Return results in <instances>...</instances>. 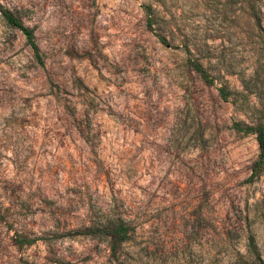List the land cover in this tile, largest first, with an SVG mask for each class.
Returning <instances> with one entry per match:
<instances>
[{"label": "rangeland", "instance_id": "374dc122", "mask_svg": "<svg viewBox=\"0 0 264 264\" xmlns=\"http://www.w3.org/2000/svg\"><path fill=\"white\" fill-rule=\"evenodd\" d=\"M0 7L42 60L0 13V264H240L248 237L264 259V169L232 127L264 125V0Z\"/></svg>", "mask_w": 264, "mask_h": 264}, {"label": "trees", "instance_id": "16d2710c", "mask_svg": "<svg viewBox=\"0 0 264 264\" xmlns=\"http://www.w3.org/2000/svg\"><path fill=\"white\" fill-rule=\"evenodd\" d=\"M0 13L3 16L4 20L17 28L26 39V42L29 44L33 57L35 61L38 64H42V60L40 58V52L38 46L35 44L33 40L32 30L26 26H24L19 19H17L13 14L2 7H0ZM150 20L148 19V22ZM157 38L160 42L165 43V39L157 35ZM190 64L193 68V70L199 75L201 80L206 84L212 83V78L208 75V73L203 69V67L200 65L199 62L195 60H190ZM217 92L219 97L222 100H227L229 91L224 86H218ZM232 127L237 130L241 131L243 133H251L254 135V139L256 141L257 145V155L252 160L250 164V172L248 176V180L255 179L261 171L264 169V125L261 123L256 124H245L233 121ZM102 232L100 230H94L91 228H85L83 230H76L74 233L76 234H88V233H98ZM106 233L109 234V237L111 239L110 247L112 251L115 249V247L123 240H126L129 236L127 234V227L124 224L118 223L116 224L112 229L108 230ZM38 238H25V237H16L14 238V242L17 245L22 244H31L34 241H36ZM256 246L253 241L252 237L247 238V242L245 244V254H239L237 259L240 262V264H264V259H262L260 256H258L256 253Z\"/></svg>", "mask_w": 264, "mask_h": 264}]
</instances>
